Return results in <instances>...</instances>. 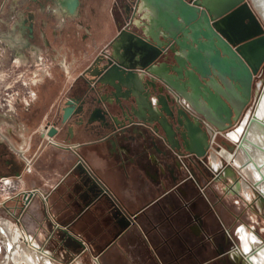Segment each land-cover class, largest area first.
<instances>
[{
  "label": "crops",
  "instance_id": "1",
  "mask_svg": "<svg viewBox=\"0 0 264 264\" xmlns=\"http://www.w3.org/2000/svg\"><path fill=\"white\" fill-rule=\"evenodd\" d=\"M62 1L64 7H54L55 0H0V63L29 69L15 113L0 116V178L21 175L18 192L37 190L20 218L23 198L10 202L17 210L12 219L27 241L23 245L51 261L37 247L46 244L49 221L59 219L89 246L76 261L97 258L94 264H225L221 253L231 243L224 230L233 231L240 223L259 247L254 228L260 225L250 207L257 199L240 200L244 189L232 191L233 172L232 178L223 175L230 179L223 187L222 180L211 181L196 168L188 174L178 164L164 165L138 143L97 135L74 118L60 122L82 72L117 32L111 14L114 0H79L72 17ZM31 14L32 34L25 24ZM146 14L133 21L139 32L147 31ZM53 124L59 133L49 138L45 131ZM21 149L34 156L31 173H23ZM79 159L110 196L97 207L85 208L76 188ZM113 207L131 215L132 233L118 235ZM258 208L263 211L261 201Z\"/></svg>",
  "mask_w": 264,
  "mask_h": 264
},
{
  "label": "water",
  "instance_id": "2",
  "mask_svg": "<svg viewBox=\"0 0 264 264\" xmlns=\"http://www.w3.org/2000/svg\"><path fill=\"white\" fill-rule=\"evenodd\" d=\"M55 2L54 7H64L62 0ZM126 2L147 11V31L137 33L127 25L118 29L110 52L99 54L82 72L73 89L76 97L66 102L60 122L74 118L97 135L138 143L142 151H154L169 167L177 165L175 153H186L201 164L199 170L204 175L224 180L226 171L232 170L224 158L209 151L200 120L180 108L178 100L186 99L221 132L237 123L251 99L253 79L264 75L263 17L251 0ZM79 4V0H66L67 15L74 16ZM27 19L26 30L32 34L33 15ZM46 129L49 138L59 133L56 124ZM74 169L80 170L76 188L83 206L97 207L105 202L100 183L82 167ZM234 186L241 189L236 178ZM43 215L49 219L46 209ZM111 215L118 235L133 232L130 214L115 207ZM49 224L45 245L61 246L75 260L88 252L89 247L70 225L59 219ZM205 227L212 228L209 223ZM37 249L53 259L44 247ZM231 260L239 263L246 259L223 250L221 262Z\"/></svg>",
  "mask_w": 264,
  "mask_h": 264
},
{
  "label": "flooded vegetation",
  "instance_id": "3",
  "mask_svg": "<svg viewBox=\"0 0 264 264\" xmlns=\"http://www.w3.org/2000/svg\"><path fill=\"white\" fill-rule=\"evenodd\" d=\"M126 7H129V12L125 11ZM146 12L145 11L142 12L139 8H136L134 5H129L126 2V0H114L113 9H111V14L113 15V22H114V25H115V28H116L117 32H118L119 28L127 25V26H130L137 33H142V32H139V30L136 29V27L133 25V21L139 15H144ZM258 12L264 18V15L259 10H258ZM144 22L146 23V17L144 18ZM117 32H116V34H117ZM115 36H114V38H115ZM114 38H112V40ZM112 40L110 42H108L105 46H103V48H101L99 53L92 59V61L95 60L97 58V56H99V54H101L103 52L107 54V53L110 52V50H111L110 43L112 42ZM28 72H29V69L27 67H22V66L21 67H14L12 65H9L6 62L0 63V91L8 86L10 92L17 93V96H16L15 101H14V102H16V99L21 95V87L24 86V84H25V80H26V77L28 75ZM262 83H264V75H263V73L262 74L260 73L253 79L251 99H250L249 103L247 104V106L245 107L241 118L239 119V121L237 123H234L233 126L226 132H221V131L217 130L203 116L199 115L198 112H196V110L192 106V104L189 103L186 99L179 98L178 105H179L180 108L184 109L186 111V113H188V114H190L192 116H196L200 120L202 129L205 131V133L208 136L209 151H212V152L216 153V152H219L220 149H222V150H225L226 152L233 153L235 150L239 149V145L242 142L243 136H242L240 142H233V141H230L228 139V134L230 132H237V130H239V128H241V126H242L243 122L245 121L246 117L249 116V112H247V110L249 109L250 105L255 101V99L258 97V94H259L260 87H261ZM74 88L75 87H73V89ZM72 94L75 95L74 92H72ZM75 97H76V95L74 97L71 96V97L68 98V100L70 98H75ZM182 100L184 101V104L182 103ZM209 129L210 130H214L217 133L215 144H212V145L210 143ZM229 147H233V150L230 151ZM175 155H176L177 164L179 165V167L182 170L186 171V173H188V174L190 173L189 171H190L191 167L196 168L198 170H199V168H202L200 166L201 164L198 165L196 160H194L190 155H188L186 153H184V155H177L175 153ZM225 163H226V161H225ZM78 166L82 167L84 169V171L88 172L89 175L93 179L98 181L95 178V176L90 172V170L85 167V165H83V166L82 165H78ZM212 180H213V178H211V181ZM99 185H100V187L102 189V194L105 195L106 197H110L109 194H108V191L105 188H103L101 183ZM43 247L45 248V251L47 253H49L50 255L53 256V259L51 260V262L53 264H71V263H73L75 261V259H72L70 257V255L68 253H66L63 250V247H61V246L57 245L55 247H51L50 245H45ZM89 251H90V249L88 250V252ZM86 254H83L80 257H83ZM236 264H244V263H242V261H241V262L236 263Z\"/></svg>",
  "mask_w": 264,
  "mask_h": 264
},
{
  "label": "bare ground",
  "instance_id": "4",
  "mask_svg": "<svg viewBox=\"0 0 264 264\" xmlns=\"http://www.w3.org/2000/svg\"><path fill=\"white\" fill-rule=\"evenodd\" d=\"M252 1L251 2L253 5H255V9L257 11L259 10L264 15V0ZM247 117L237 132L229 131L230 133L228 134V139L233 142H240L243 136L241 147H239L242 157H239L240 153H238L236 156H233L231 153H228L225 150H222L219 154H216L218 157L224 158L226 161H233V163H235L242 170L245 176L255 182L257 189L261 191L262 194H264V97L257 113H255L252 117L253 121L251 122V118ZM225 175L230 176L231 178L233 177L232 171H226ZM242 187L244 189V195L249 197L247 193L248 185L245 181H242L241 188ZM260 201H257L258 206H260ZM10 228L6 229H8L9 234H12V237L15 238L13 244L17 247L19 245L21 232L14 227V229ZM244 230L248 236V232L246 229ZM244 230L242 231L244 232ZM244 235V233H241V237L243 236L242 238L240 237L242 241V249L240 250V253L236 254V256L238 258L240 257L242 259H246L244 261L246 264H264V249L261 250L258 249V247L255 248L257 246V241L254 236H250V239H247L246 236L244 239ZM12 259L14 264H39V262L42 261L44 264H51V262L48 261L46 257L39 256L38 253L36 254L28 247H26L24 253L21 252L18 261H16V257H12Z\"/></svg>",
  "mask_w": 264,
  "mask_h": 264
},
{
  "label": "built area",
  "instance_id": "5",
  "mask_svg": "<svg viewBox=\"0 0 264 264\" xmlns=\"http://www.w3.org/2000/svg\"><path fill=\"white\" fill-rule=\"evenodd\" d=\"M16 96H17V93L10 92L8 86L0 91V116H4V117H7V118H10L12 116V114L15 113L16 106H15V102L14 101H15ZM182 103L184 104L183 100H182ZM46 132H47V129H46L45 133ZM209 135H210V143H211V145L215 144V140H216V136H217L216 131L209 129ZM48 141L51 143L50 139ZM221 151H222V149H220V151L216 152V153L219 154ZM237 151L238 150H235L231 154L233 156H236L237 155ZM19 155L22 158V160L24 161L25 173H31L32 172V167H33V162H34V156L30 157V156L25 155V150L23 151L22 149L19 150ZM231 163H233V161L232 162L231 161H226V164L230 168L232 166ZM78 165H82L83 166L85 164H84V162L81 159H79L76 162L74 167H76ZM233 165H234L233 169L236 170L237 175L239 177H241V181L238 180L240 185H242V181H245L247 183V185H248V182H247L248 177L245 176V174L242 176L239 173V171H238V170H240V172H241V169L237 165H235L234 163H233ZM22 183H23V178H22L21 175H15L12 178H7V177H1L0 178V211L3 210V212L6 214V216H8L10 218L17 216V214H16L17 210H15L13 208H10V207H7L8 203L12 202L15 199H18V198H21V197L23 198L21 210H19L20 211L19 218H20V216L22 215L23 211L28 206L29 202L26 201L27 197L28 196L33 197L37 193V190H35V189L34 190H23V191L18 192L17 191L18 186L21 185ZM254 186L257 188L256 184H254ZM233 189H235V186H234ZM242 189H243V187L240 190H236V189L235 190L236 191H241ZM0 220L7 227L9 226L8 221H6L5 219H1V217H0ZM14 226L16 227V229L18 231H20L17 225H14ZM243 229H246V228L243 227L242 225H238L235 228L234 232L230 231V230H226V229L224 230L226 238L231 242V248L228 251V253L230 255H236V254L240 253V250L242 249V245H241L242 241H241L240 237H241V233H243V231H242ZM246 231H247V229H246ZM250 236H252V233L248 234L247 239H250ZM19 240H21L22 242L26 241V238L22 234V232H21V236H20ZM96 260L97 259L95 258L94 262H96Z\"/></svg>",
  "mask_w": 264,
  "mask_h": 264
},
{
  "label": "rangeland",
  "instance_id": "6",
  "mask_svg": "<svg viewBox=\"0 0 264 264\" xmlns=\"http://www.w3.org/2000/svg\"><path fill=\"white\" fill-rule=\"evenodd\" d=\"M264 19V18H263ZM263 97H264V83H262V85H261V87H260V91H259V94H258V97L255 99V101L250 105V107H249V109L247 110V112H249V116L247 117V118H251V116L253 117L254 116V114L255 113H257V111H258V109H259V107H260V105H261V103H262V99H263ZM251 120V119H250ZM238 153H240L239 154V157L241 158L242 157V154H241V152H240V150L238 149V152H237V154ZM24 162V161H23ZM232 162V161H231ZM232 164V166H231V170H232V172H233V174H234V177L237 179V180H240L241 181V177H239L238 175H237V173H236V170H234L233 169V167H234V165H233V163H231ZM235 164V163H234ZM236 165V164H235ZM24 167H25V164H24ZM24 167H23V173H25V170H24ZM238 170V169H237ZM239 171V173L243 176L244 175V173H242V170H241V172H240V170H238ZM13 176H9V177H7V178H12ZM230 179H227V178H225L224 180H222L221 181V184H222V186L223 187H225L226 185H228V181H229ZM247 182H248V186L249 187H247V193H248V196H250V198L251 197H253V198H255V199H257L256 200V202L257 201H259V200H261V207L263 208V211L262 210H260L259 208H258V206H257V203L254 201L253 203H251V209H252V211H253V213L256 215V216H253L254 217V219H255V222H257V224H259L260 225V227H258V226H256L255 224H251L250 226L252 227V228H254V225L256 226V228H254V230L256 229V231L258 232V235L260 236V240H259V247H258V249H264V234H259L260 233V231H264V194H262V192L261 191H259L255 186H254V184H255V182L254 181H252V180H250L249 178L247 179ZM247 196L245 195V197H243V196H240V200L242 199V200H244V199H247L246 198ZM7 207H10V208H12V206H11V203L9 204L8 203V205H7ZM260 214V215H259ZM262 215V216H261ZM250 216V215H249ZM0 217H1V219H5L6 221H8V224H9V226L7 227L4 223H2L1 222V220H0V264H14V261H13V259H12V257H16V261H18V259L20 258V254H21V252H23L24 253V251H25V249H26V247H25V245H23V243H22V241L21 240H19V247L17 246H14V244H13V241H14V237H12L13 235L12 234H9V232H8V229L10 228V229H14V228H16L14 225H16L15 224V222H14V218L16 217H12V218H10V217H8V216H6V214L3 212V210H1L0 211ZM19 217V216H18ZM247 218H249L248 216H247ZM244 220H245V217H244ZM250 222H251V220L250 219H248ZM250 222H249V224H250ZM240 225H242L243 227H245L246 228V226H244L243 225V223H240ZM14 227V228H13ZM237 227V226H236ZM235 227V228H236ZM250 227V228H251ZM6 228H8V229H6ZM19 228V227H18ZM19 230H20V228H19ZM21 231V230H20ZM235 231V229L233 230V232ZM250 233H252L251 231H248V234H250ZM21 242V243H20ZM258 242V241H257ZM231 243V242H230ZM242 245V244H241ZM21 246V247H20ZM24 246V247H23ZM24 248V249H23ZM230 248H231V245H230V247H229V249H228V251L230 250ZM20 249H21V251H20ZM15 251V252H14ZM19 251V252H18ZM51 262V261H50ZM39 264H44V262L42 261V262H39ZM51 264H53L52 262H51ZM71 264H94V262H92V261H90V260H84V258H82V259H80V261H74L73 263H71Z\"/></svg>",
  "mask_w": 264,
  "mask_h": 264
}]
</instances>
